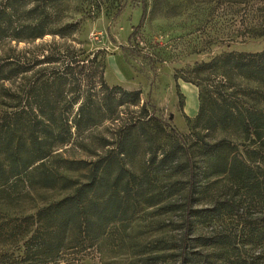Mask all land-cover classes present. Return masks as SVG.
I'll list each match as a JSON object with an SVG mask.
<instances>
[{
    "label": "trees",
    "instance_id": "trees-1",
    "mask_svg": "<svg viewBox=\"0 0 264 264\" xmlns=\"http://www.w3.org/2000/svg\"><path fill=\"white\" fill-rule=\"evenodd\" d=\"M70 1L0 0V91L6 83L28 73V64H34L32 70L38 65L58 66L50 77L40 73L29 82V90L24 92L28 111L0 113V264H60L64 248L77 247L86 237L95 243L116 227L127 230L145 210L166 218L157 227L149 226L151 233L162 236L151 250L152 261L263 264L264 156L258 161L256 153L250 158L232 155L236 144L222 140L193 145L208 158L201 161V167L200 162L190 159L181 162L183 149L179 145L170 150L159 145L160 136L167 134L147 106L137 118L122 121L119 117L118 109L140 105V91L110 89L102 76L101 102L94 100L99 94L96 90L85 96L83 87L90 75L83 77L88 68L82 65L87 59H81V54L72 50L65 57L60 52L40 62H23L1 54L7 44L74 35L78 24L67 22L65 16ZM196 1L211 4L213 15L222 12L218 21L227 25L225 41L229 47L240 40L264 37V0ZM165 7L174 16L187 8L168 1ZM158 8L154 2L153 11ZM143 10L142 24L147 16V9ZM95 59L89 63H97ZM181 72L184 75L178 73L176 81L199 89L192 136L222 129L264 148V51L223 52L210 62L195 63ZM105 92H109L107 96ZM30 98L39 106L38 114L29 104ZM61 98L68 99L64 113L57 112ZM77 106V112L71 113ZM106 121L116 126V137L112 143H100L102 149H108L97 162H66V172H75L76 177L51 169L50 161H71L60 155L64 148L85 150V134ZM179 137L188 146L187 137ZM142 156L146 164L140 173L127 161H138ZM153 169L168 175L163 195L149 187ZM20 182L29 189L37 186L70 194L27 216L23 227L7 212L22 201ZM108 240L114 242L111 236ZM259 249L262 253L253 256Z\"/></svg>",
    "mask_w": 264,
    "mask_h": 264
},
{
    "label": "rangeland",
    "instance_id": "rangeland-1",
    "mask_svg": "<svg viewBox=\"0 0 264 264\" xmlns=\"http://www.w3.org/2000/svg\"><path fill=\"white\" fill-rule=\"evenodd\" d=\"M167 1L172 5H183L187 8L182 9L179 16H174L167 12L168 9L165 7ZM70 2L65 16L67 22L78 24L74 35L66 39L49 36L31 44H7L1 54L5 57H18L23 62L26 59L40 62L44 57L51 58L60 52L66 57L72 50L81 54V59H87L82 65L85 64L88 68L83 77L87 79L86 75L87 77L90 75L83 87L85 96L88 95V91L96 90L99 94L94 100L101 102V98L104 97L102 95L104 89L100 82L102 76L110 89L121 87L129 92L140 91L142 94L140 105L136 107L129 104L118 109L119 117L122 121L137 118L142 107L147 106L150 113L161 121L167 134L160 136L159 145L166 150L179 145L183 149L181 162L196 161L200 162L198 166L201 167V161H208V158L203 151L193 145L201 142L212 145L222 140H227L228 144H236V147L230 151L232 155L239 153L243 158H250L252 153H256L258 161L264 156V148L259 144L247 142L241 135L237 136L232 131L227 132L222 129L213 132L200 131V137L192 136L191 128L199 111V89L183 80H175L178 73L179 76L184 75L181 71H185L188 66L199 62H210L223 52H263L264 37L247 39L244 42L240 40L229 47L225 41L228 35L227 25L224 20L218 21V16L222 12L216 11L213 15L211 4H197L196 0H71ZM154 2H157L159 7L155 12ZM143 8L147 9V16L142 24ZM140 27L133 38V33ZM94 59L97 63H89ZM32 66L34 64H28L30 69L28 73L22 74L1 88L0 113L28 111L25 108L28 104L24 92L29 90V82L40 73L50 77L58 67L38 65L32 70ZM95 86L96 89H90ZM108 93L105 92L104 95L107 96ZM111 96L115 97L113 94ZM60 101L62 102L57 112L64 113L63 107L68 99L61 98ZM29 104L33 105L34 113L38 114L40 109L33 98H30ZM77 110L78 106L70 112L75 114ZM116 130L112 122L106 121L98 128L87 132L84 136L86 149L82 150L76 146L64 148L60 151V155L71 161H50L51 169L54 172H65L71 177H76L75 172H66V162L90 164L97 162L95 160L105 155L108 149H102L100 143L103 144L104 140L112 143L116 137ZM179 135L187 137L188 146L183 145ZM144 160L142 156L138 161H127V163L130 166L135 164V169L141 173V169L143 171L145 169ZM157 172L155 169L151 171L152 179L149 177L148 181L151 180L152 186H148L153 189V193L163 195L169 182L166 178L168 175ZM148 181L146 183H149ZM24 185H26L24 182H20L18 187L22 201L7 211L16 217V222L23 227L28 223L27 216L70 194L60 189L45 190L37 186H33L32 190L28 185ZM164 219L166 218L155 215L153 210L141 211L139 218L136 219L137 222L127 230L124 227H116L107 231L105 237L95 243L86 237L83 243L76 245L77 247L71 248L70 245L69 249L64 248L59 262L60 264H164L150 259L151 250L162 236L158 232L151 233L149 229L151 225L157 227ZM125 230L126 234H123ZM109 236L114 242L108 240ZM260 251L259 249L256 254L253 255V252L250 254L258 256L262 253ZM180 263L176 262V264Z\"/></svg>",
    "mask_w": 264,
    "mask_h": 264
},
{
    "label": "crops",
    "instance_id": "crops-1",
    "mask_svg": "<svg viewBox=\"0 0 264 264\" xmlns=\"http://www.w3.org/2000/svg\"><path fill=\"white\" fill-rule=\"evenodd\" d=\"M196 116H197V115H196ZM196 116H195V117H196Z\"/></svg>",
    "mask_w": 264,
    "mask_h": 264
}]
</instances>
